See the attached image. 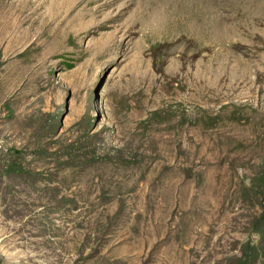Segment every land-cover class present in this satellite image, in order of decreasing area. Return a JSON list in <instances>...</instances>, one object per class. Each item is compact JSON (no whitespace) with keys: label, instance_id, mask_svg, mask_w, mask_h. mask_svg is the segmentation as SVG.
<instances>
[{"label":"rangeland","instance_id":"1","mask_svg":"<svg viewBox=\"0 0 264 264\" xmlns=\"http://www.w3.org/2000/svg\"><path fill=\"white\" fill-rule=\"evenodd\" d=\"M263 206L264 0H0V264H240Z\"/></svg>","mask_w":264,"mask_h":264},{"label":"trees","instance_id":"2","mask_svg":"<svg viewBox=\"0 0 264 264\" xmlns=\"http://www.w3.org/2000/svg\"><path fill=\"white\" fill-rule=\"evenodd\" d=\"M263 214L254 223L249 232V236L258 237L259 242L253 243L252 238L240 257V264H262L264 263V206Z\"/></svg>","mask_w":264,"mask_h":264}]
</instances>
